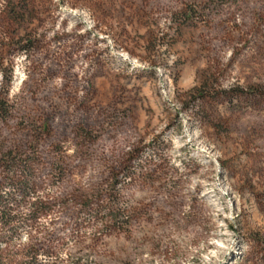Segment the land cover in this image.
Masks as SVG:
<instances>
[{"label":"rangeland","instance_id":"obj_1","mask_svg":"<svg viewBox=\"0 0 264 264\" xmlns=\"http://www.w3.org/2000/svg\"><path fill=\"white\" fill-rule=\"evenodd\" d=\"M0 105L15 264H264V0H0Z\"/></svg>","mask_w":264,"mask_h":264},{"label":"trees","instance_id":"obj_2","mask_svg":"<svg viewBox=\"0 0 264 264\" xmlns=\"http://www.w3.org/2000/svg\"><path fill=\"white\" fill-rule=\"evenodd\" d=\"M3 110V106L0 105V112ZM15 160L10 159L7 162V165L4 167L2 173L5 174L4 177V183L0 184V226L1 228L5 227H10L12 223L16 220V216L13 215V209L11 207H7L6 205L2 204L8 203L9 201H12L10 196L5 193L2 189L4 187H10V188H16L21 196H26L28 193H31L32 190L35 189L36 185L32 182L29 174L30 170V164L28 161H22L23 162V168L20 166L16 167L14 165ZM5 185V186H4ZM2 193H4L2 196ZM5 198V199H3ZM10 198V199H9ZM33 207L35 206L34 210L32 211L31 214V221L34 223V221L45 212V207L43 203L38 202V204L33 203ZM110 223L115 225L117 223V215L113 213L110 216ZM4 245H6L7 242H3ZM34 258H30V261L27 262L26 264H34ZM0 264H15V261L9 256H6L0 252Z\"/></svg>","mask_w":264,"mask_h":264}]
</instances>
